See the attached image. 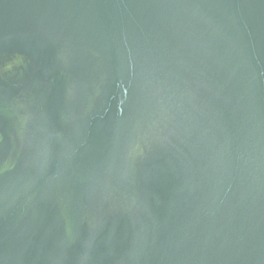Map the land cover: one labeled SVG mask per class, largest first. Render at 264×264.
Masks as SVG:
<instances>
[{"label": "water", "instance_id": "1", "mask_svg": "<svg viewBox=\"0 0 264 264\" xmlns=\"http://www.w3.org/2000/svg\"><path fill=\"white\" fill-rule=\"evenodd\" d=\"M0 264H264V0H0Z\"/></svg>", "mask_w": 264, "mask_h": 264}]
</instances>
